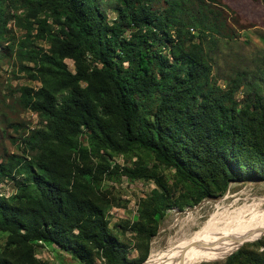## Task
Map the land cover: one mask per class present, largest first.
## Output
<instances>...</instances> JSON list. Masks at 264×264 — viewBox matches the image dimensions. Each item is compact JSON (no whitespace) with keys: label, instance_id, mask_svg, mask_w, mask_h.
I'll return each instance as SVG.
<instances>
[{"label":"trees","instance_id":"obj_1","mask_svg":"<svg viewBox=\"0 0 264 264\" xmlns=\"http://www.w3.org/2000/svg\"><path fill=\"white\" fill-rule=\"evenodd\" d=\"M160 1L116 0L110 18L103 0H0V60L15 54L42 84L21 88L20 104L43 125L22 138L24 157L0 164V264H50L37 257L46 247L80 264H144L168 211L264 181V89L246 75L223 89L202 19L187 9L195 0ZM122 177L157 188L117 232L103 184ZM224 264H264V236Z\"/></svg>","mask_w":264,"mask_h":264},{"label":"rangeland","instance_id":"obj_2","mask_svg":"<svg viewBox=\"0 0 264 264\" xmlns=\"http://www.w3.org/2000/svg\"><path fill=\"white\" fill-rule=\"evenodd\" d=\"M219 1L222 5L207 2L204 8H200L195 0L187 6L188 10L194 11L195 15L202 19L207 38L205 47L213 58L215 78L224 89L227 81L236 78L237 75L243 77L246 75V79L252 81L256 89H264V2L262 0ZM160 2L161 8H164L166 5L163 0ZM103 3V8L110 18H113L116 0H103ZM9 27L16 31L20 39L24 38L26 31L15 22H11ZM194 29L196 32L193 33H197L198 29ZM38 44L48 50V45L44 42ZM4 54L5 56L0 60V164L9 162L11 157H24L25 154L21 149L22 138L27 137L29 131L43 126L36 114L24 109L20 104L21 88L38 89L42 84L31 80L29 73L21 68L15 54L7 50ZM67 64L69 69L75 72L74 62L68 60ZM24 65L32 67L28 62H24ZM246 90L243 88L239 92V101H243L247 96ZM113 160L120 165L127 163L123 156L115 157ZM136 160L137 158L134 157L133 161ZM165 173L168 178L171 177L169 171ZM156 188L154 182H131L126 177L106 180L103 190L117 203L107 212L110 227L117 226V232H124V222L133 221L138 215L139 201L150 196ZM1 190L3 195L10 197L16 192L15 182L11 179L5 181L1 184ZM263 200L264 181L251 180L231 183L223 197L207 199L183 211L178 209L168 211L158 235L151 243L148 260L152 254L164 252L183 237L201 230L214 216L250 207ZM125 237L130 239L131 233L128 231ZM4 242L5 237L0 234V246ZM125 242L128 244V240ZM236 250L216 260L200 264H224L230 254L235 253ZM37 257L50 264H80L71 254L62 252L58 247L40 248ZM130 257H137V253H130ZM95 264H104V262L96 259Z\"/></svg>","mask_w":264,"mask_h":264},{"label":"bare ground","instance_id":"obj_3","mask_svg":"<svg viewBox=\"0 0 264 264\" xmlns=\"http://www.w3.org/2000/svg\"><path fill=\"white\" fill-rule=\"evenodd\" d=\"M263 206L264 200L214 216L201 230L183 237L164 252L152 254L145 264H200L258 240L264 235Z\"/></svg>","mask_w":264,"mask_h":264},{"label":"water","instance_id":"obj_4","mask_svg":"<svg viewBox=\"0 0 264 264\" xmlns=\"http://www.w3.org/2000/svg\"><path fill=\"white\" fill-rule=\"evenodd\" d=\"M262 238H263V237H262ZM262 238H260V239H258V240H256V241H259V240H261ZM256 241H252V242H249V243H254V242H256ZM240 248H241V247H240ZM240 248H238L236 251H238ZM236 251H235V252H236ZM232 254H234V253H232ZM232 254H231V255H232ZM231 255H230V256H231Z\"/></svg>","mask_w":264,"mask_h":264}]
</instances>
